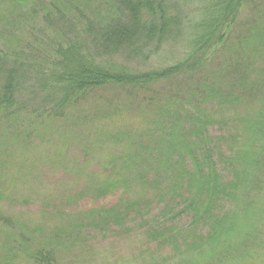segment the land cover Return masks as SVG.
Instances as JSON below:
<instances>
[{
	"label": "trees",
	"instance_id": "16d2710c",
	"mask_svg": "<svg viewBox=\"0 0 264 264\" xmlns=\"http://www.w3.org/2000/svg\"><path fill=\"white\" fill-rule=\"evenodd\" d=\"M263 18L264 0H0V179L11 175L4 154L13 149L31 162L44 149L59 155L50 127L125 119L90 142L112 151L73 194L115 200L65 215L80 222L68 232L164 220L150 237L177 253L174 223L188 218L187 238L199 242L182 237L193 243L183 256L245 263L247 238L264 231ZM222 117L235 128L210 134ZM223 203L231 209L219 216ZM0 222L18 229L16 216L0 213ZM17 233L10 244L21 252L30 239ZM261 243L252 263L264 264ZM54 256L35 248L28 259L53 264Z\"/></svg>",
	"mask_w": 264,
	"mask_h": 264
},
{
	"label": "rangeland",
	"instance_id": "374dc122",
	"mask_svg": "<svg viewBox=\"0 0 264 264\" xmlns=\"http://www.w3.org/2000/svg\"><path fill=\"white\" fill-rule=\"evenodd\" d=\"M175 50V54L172 55L179 52V49ZM262 95L264 97V91ZM258 109L259 106L250 107V114ZM76 112L77 110L72 111L71 115ZM220 115L225 116L223 113ZM116 120L113 124L112 121H92L85 129L83 127L77 130L64 129L61 126V133L57 127L47 128L51 133L53 146L60 149L56 157L51 155L48 149L35 155L41 160L36 162L19 158L14 149V155L4 154L6 158L11 159L8 161L13 163V170L7 180L3 182L0 179V213L7 217L16 216L19 221L18 229L27 235L30 241L27 243L28 249L24 251L20 252L18 243H15L13 248L10 239L19 241L18 229L15 231L12 228H6L0 222V264H34L28 259V254L35 248L53 250L55 255L53 264H189L190 262L196 264L199 261L194 252H185L187 256L181 254L186 246L193 244L190 242H199V240L187 238V233L195 230L190 228L188 218V221L186 218H181L174 223V228L180 232L174 237L179 246L177 253L168 245H163L150 237L149 229H162L164 220H153L149 224L137 221L129 223L123 229L111 228L105 233L89 230L88 227L81 229L83 231L68 232L73 225L78 227L80 222L65 221V215L78 218L84 211L108 206L111 204L109 202L115 200L114 198L95 202L88 197L76 200L73 194L83 185L89 172H98L103 167L105 157L112 150L105 143L98 144V147L103 149L92 151L90 142L103 138L106 131L114 129L115 126L127 124L125 119ZM132 122L139 127L136 125L137 120ZM221 124V128H211L209 133L226 136L229 130L235 128V125L230 127L223 117ZM0 142L1 144L5 142L3 137L0 138ZM235 146L236 142H233L225 148L230 149ZM83 149L92 153L93 156L89 157L88 154L85 156L82 153ZM3 151L4 149L0 146L1 155ZM228 208L231 209L229 203L220 204L215 213L222 216ZM151 214L157 215L158 210L155 209ZM261 227L263 226H260L257 238L253 236L247 238L250 257L245 263L243 260V264H255L252 263L254 262L251 260L252 256L263 253L261 240L264 238V231ZM199 231L205 234L207 230L203 227ZM52 232L57 235L54 236ZM182 237L190 242L184 245L186 242H183ZM235 237L238 236L232 235L231 238ZM240 242L242 243V240ZM188 256L191 261H188Z\"/></svg>",
	"mask_w": 264,
	"mask_h": 264
}]
</instances>
